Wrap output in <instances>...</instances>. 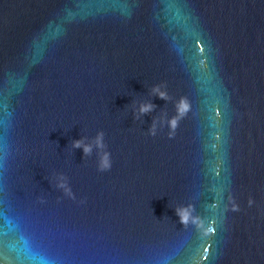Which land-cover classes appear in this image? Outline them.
Listing matches in <instances>:
<instances>
[{
    "label": "clouds",
    "instance_id": "clouds-1",
    "mask_svg": "<svg viewBox=\"0 0 264 264\" xmlns=\"http://www.w3.org/2000/svg\"><path fill=\"white\" fill-rule=\"evenodd\" d=\"M151 97H158L166 102H173L175 114L169 117L165 112L163 118L154 117L151 126L147 130L148 135L155 137L158 131L163 127H168L169 138H174L176 129L179 127L180 121L190 111V104L185 97H180L178 100H174L167 91L166 84H155L149 89ZM157 109V105L152 100L133 102V116L136 121L141 120L146 115L153 113ZM105 132L100 130L94 137L89 139L87 136H82L80 139L73 140L71 146L74 150L82 149L84 158L91 157L95 152L97 156V169L99 172L110 171L113 166L112 154L109 150L108 144L105 140ZM56 187L62 190L63 194L73 200L76 199L75 193L69 183V178L63 173L56 174ZM82 203L84 201H81ZM253 201H249L251 205ZM176 215L179 217V222L187 224L190 217L188 206L174 207Z\"/></svg>",
    "mask_w": 264,
    "mask_h": 264
},
{
    "label": "snow or ice",
    "instance_id": "snow-or-ice-1",
    "mask_svg": "<svg viewBox=\"0 0 264 264\" xmlns=\"http://www.w3.org/2000/svg\"><path fill=\"white\" fill-rule=\"evenodd\" d=\"M207 252H208V249H207V248H205V249H204V253H205V256H204V258H205V259H207Z\"/></svg>",
    "mask_w": 264,
    "mask_h": 264
}]
</instances>
